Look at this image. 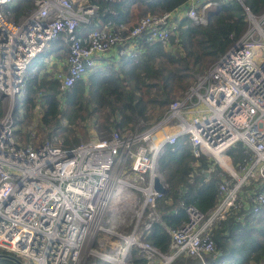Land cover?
<instances>
[{"label": "built area", "instance_id": "built-area-1", "mask_svg": "<svg viewBox=\"0 0 264 264\" xmlns=\"http://www.w3.org/2000/svg\"><path fill=\"white\" fill-rule=\"evenodd\" d=\"M16 0H0V248L24 264H83L88 255L107 264H134L132 249L145 264H169L181 253L197 256L214 251L210 232L214 223L233 210L257 212L264 205V12L255 15L245 6L248 28L204 73L195 77L182 95L172 99L160 117L140 129L112 128L96 134L94 119L87 122L91 136L65 145L52 133L39 139L35 123L42 110L35 105L31 140L17 134L15 111L21 110L27 67L32 58L65 33V67L52 76L62 91L85 80L97 60L111 50L118 56L140 52L141 39L174 45L184 16L205 17L218 0H187L160 14L141 16L129 28L103 21L99 6L83 0H34L18 20L5 8ZM243 1V0H239ZM202 23V22H195ZM88 27L84 31L78 28ZM50 64V63H49ZM102 132V131H98ZM103 133V132H102ZM184 138L195 156L211 157L225 176L219 199L209 211L184 206L186 219L168 229L169 251L143 240V231L158 220L153 187L161 173L158 156L165 144ZM241 144L243 163L232 162L229 149ZM138 192L127 233L116 232L109 211L125 198L126 189ZM138 202V205H136ZM239 218V215H236ZM120 221L124 222V218ZM103 222V223H102ZM114 235L108 250L101 249L99 233ZM97 240L98 247L94 246ZM114 240V241H113ZM91 264H97L93 262ZM203 264H208L203 262Z\"/></svg>", "mask_w": 264, "mask_h": 264}, {"label": "trees", "instance_id": "trees-1", "mask_svg": "<svg viewBox=\"0 0 264 264\" xmlns=\"http://www.w3.org/2000/svg\"><path fill=\"white\" fill-rule=\"evenodd\" d=\"M187 0H89L99 6L103 21L125 24L131 28L146 14H160L173 10ZM34 6V0H16L5 10L7 17L18 20ZM245 6L255 15L264 12V0H218V6L208 10L206 23H195L184 16L178 26V46L173 36L170 46L160 41L141 39L140 52L122 55L120 64L95 67L85 80L76 81L62 91L59 81L52 76L56 60L67 55L65 33L52 40L49 46L31 59L27 67L25 90L21 96V110L15 111L16 132L23 141L31 140L34 108L42 110L40 122L35 123L37 137L53 132L64 136V144L87 138V122L94 119L97 131L107 134L113 127L131 130L139 118L156 121L169 102L182 95L195 77L204 74L211 65L248 28ZM86 27L78 28L79 31ZM54 61L49 64L50 59ZM56 59V60H55ZM40 139V138H39ZM233 163H243L247 154L242 145L229 150ZM158 168L167 191L156 198L158 220L143 231L141 238L169 251L170 234L186 219L184 206L192 203L201 211L211 210L219 199L218 187L225 173L206 154L195 156L186 139L165 144L158 156ZM236 215L240 217L237 218ZM214 251L197 256L184 253L169 264H263L264 263V205L257 212L240 209L229 211L218 219L210 232ZM96 243V242H95ZM94 243V244H95ZM0 253H7L0 248ZM134 264H145L138 248L131 251ZM12 254V253H11ZM107 264L88 255L85 264ZM0 264H17L8 257H0Z\"/></svg>", "mask_w": 264, "mask_h": 264}, {"label": "rangeland", "instance_id": "rangeland-1", "mask_svg": "<svg viewBox=\"0 0 264 264\" xmlns=\"http://www.w3.org/2000/svg\"><path fill=\"white\" fill-rule=\"evenodd\" d=\"M82 1L83 0H75V3L78 5ZM210 8H212V7H210ZM210 8L208 10H210ZM261 26L264 29V22L262 23ZM118 58L119 59H117L116 61L118 62V64H120V57H118ZM116 61L115 60L114 61L112 60L109 64H111V63L115 64ZM118 64H115L114 66L115 67H118ZM56 67H57V65H56ZM56 67H55V69H56ZM30 121L31 120H29V122ZM93 127L96 129L95 124H94ZM88 128H89V135L87 136V138H82L81 137L80 140H79V142L87 140L92 135L91 134L92 132H91L90 127H88ZM96 134H103V133L96 131ZM58 136L61 137V138H63V141L62 142L64 144V136L63 135H58ZM39 138L41 139L43 137H39ZM125 191H126V193L124 194L125 195V198L121 202H119L117 204V209H121L123 207H125V208L122 209L120 211V213H118V212L116 213L117 210L115 209V206L113 204L112 205V208H111V211H109V214L111 216V221L110 222H107L105 224L107 227H109L110 225H112L113 226L112 229L116 230V232H121V233H127L131 229V226H130L131 225V219L134 218V216H133L134 206H131L130 208L128 206H129V204H134V200H137L138 199V196H139L138 195V192L135 191V190H132L131 188L130 189L128 188ZM136 205H138V202H136ZM119 218L121 220L124 218V222L123 221H120ZM98 238H100V240L103 242V245L101 246V249H104V250H108V249H110L112 247V243H111V246H110V240L115 239V241H116V239H117V237L114 236V235H107V234H103L102 232L98 234ZM95 242L96 243L94 244V246L95 247H98L99 245L97 243V240ZM162 262H163L162 260H159L158 261V264H160ZM83 264H85V262Z\"/></svg>", "mask_w": 264, "mask_h": 264}, {"label": "crops", "instance_id": "crops-1", "mask_svg": "<svg viewBox=\"0 0 264 264\" xmlns=\"http://www.w3.org/2000/svg\"><path fill=\"white\" fill-rule=\"evenodd\" d=\"M203 20H201L200 17H196V18H193V21L194 22H202V23H205V18H202ZM85 27V26H83ZM88 27H86L87 29ZM85 29V30H86ZM84 31V30H83ZM118 57L121 58V56H118L116 50H111L110 52L106 53L105 55L103 56H100L97 60V67H100V66H106L107 64H109L112 60L116 61L117 59H119ZM56 60V59H55ZM54 61L53 58L50 59L49 63L51 64V62ZM65 57L63 59H60V60H56L57 62V66H64L65 67ZM115 64H118V62L116 61ZM264 264V263H263Z\"/></svg>", "mask_w": 264, "mask_h": 264}, {"label": "water", "instance_id": "water-1", "mask_svg": "<svg viewBox=\"0 0 264 264\" xmlns=\"http://www.w3.org/2000/svg\"><path fill=\"white\" fill-rule=\"evenodd\" d=\"M209 19V15L206 18V22ZM153 187L156 191L160 192V193H165L167 191V187L166 185L162 182V180L160 179L159 176H155L153 177ZM0 257H8L12 260H14L17 264H24V262H22L17 256L10 254V253H0Z\"/></svg>", "mask_w": 264, "mask_h": 264}]
</instances>
